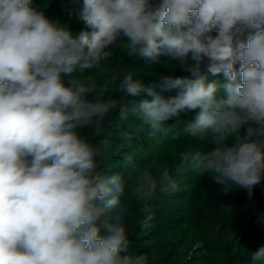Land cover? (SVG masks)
Segmentation results:
<instances>
[{
	"label": "clouds",
	"instance_id": "clouds-1",
	"mask_svg": "<svg viewBox=\"0 0 264 264\" xmlns=\"http://www.w3.org/2000/svg\"><path fill=\"white\" fill-rule=\"evenodd\" d=\"M75 15L85 27L73 34L32 0H0V264H148L123 223L131 200L176 191L185 170L250 195L264 179V0H83ZM120 35L128 56H169L193 79L161 76L163 89L182 87L165 98L125 73L120 95H108L109 83L83 74L109 60ZM141 92L153 99L124 104ZM194 109L183 132L211 147L127 181L102 172V147L77 131L100 133L118 110L155 132ZM124 164L137 168L131 157ZM250 254L264 262V247Z\"/></svg>",
	"mask_w": 264,
	"mask_h": 264
},
{
	"label": "trees",
	"instance_id": "trees-1",
	"mask_svg": "<svg viewBox=\"0 0 264 264\" xmlns=\"http://www.w3.org/2000/svg\"><path fill=\"white\" fill-rule=\"evenodd\" d=\"M160 0H153L158 4ZM77 7L81 6L83 0H75ZM59 19L72 29V33L76 34L84 30L79 24L77 18L73 15L60 13L57 15ZM136 66L135 70L130 72L135 79H139L145 88H152L154 92L164 96L172 97L173 93H179L181 88L165 90L161 87V76L179 77L182 79H193L192 74L185 68H176L173 59L166 55H161L158 60H153L143 56H128ZM112 57L107 61H102L99 68L87 70L83 75H90L94 71L100 70L112 63ZM238 68L239 65L237 64ZM79 75V74H77ZM222 74L213 76L208 74V82L215 80L223 81ZM97 86L105 82L109 83L108 95L114 98L120 94L116 92L117 82L110 78H99L95 81ZM219 96H224L221 90ZM87 98L95 101L99 97L95 93H89ZM105 96L103 99H106ZM153 99L147 92H141L138 96L123 97L124 104L131 102H139L141 100ZM198 114L200 109L192 110ZM196 117V116H195ZM195 117H189L188 122H193ZM177 120V119H176ZM175 118L164 122L161 128L173 129L176 127ZM175 124V127H171ZM247 125L241 129L242 135L246 134ZM160 128V130H161ZM82 138L90 143L98 144L103 149V158L101 160L100 169L105 173L117 172L124 176L125 180L130 175H135L136 171L147 169V165L152 161L149 154L155 143L160 140L159 130H153L143 125L139 118L129 115L127 121L119 119V111L113 112L109 117L105 118V123L100 133H96L94 129H78ZM205 151L210 145L203 140ZM131 157L136 169L129 168L124 161ZM233 187L218 184L211 174L198 176L197 184L194 190L186 191L178 184L176 191H160L154 195L150 201H146L145 210L154 214V219L149 221L155 222L160 214L169 208H176L177 215L163 219L152 228L143 230L141 222L136 221L132 215V208L129 202V211L124 217V225L131 230V236L137 240L140 253L147 254L149 261L157 259L165 264H179L178 248H184L191 245V241L199 238L203 241L201 252L205 253L195 258L187 260L185 264H216L218 257L225 255L214 253L208 245L207 241L210 236V220L215 218L227 235L231 256L248 260L250 263H258L251 259V252H255L260 246L259 239L253 235V227L255 225L256 216L247 211L243 212L234 204L221 205L219 196L226 192H232ZM245 205V204H243ZM246 206V205H245ZM137 226L136 229L134 227ZM230 260V256L226 255ZM224 259V258H223ZM233 263V262H230Z\"/></svg>",
	"mask_w": 264,
	"mask_h": 264
},
{
	"label": "rangeland",
	"instance_id": "rangeland-1",
	"mask_svg": "<svg viewBox=\"0 0 264 264\" xmlns=\"http://www.w3.org/2000/svg\"><path fill=\"white\" fill-rule=\"evenodd\" d=\"M32 3L34 7H37L39 10L44 11L47 18L59 24H64L57 16L60 13L70 14L77 18V16L75 15V9L77 8V5L74 0H32ZM77 20L81 27L84 29L85 26L83 22L78 18ZM69 30L72 32V29L70 27ZM210 34L215 36L216 32L213 31ZM246 36L247 33L245 35V38ZM126 42L127 38L123 35H120L117 38L115 45L112 46L113 48L111 49V57L113 59L112 63L109 66H105L100 70L91 73L89 76H91L92 80L96 81L97 79L102 77L110 78L115 80L118 85L119 80L125 73H130L135 70L136 66L133 64L130 58H128L126 47L122 45ZM173 63L176 68L186 69V67L181 65V62L179 60L173 59ZM188 63L191 64L192 61L189 60ZM83 76L88 77V75ZM177 94L173 93L172 95L175 96ZM196 115V112L192 110H185L181 112L178 117H175V120L177 119V125L175 128H161V130H159L160 140L155 143L153 149L151 150V152H149L152 157V161L147 165V169H150L153 174H157L165 167H167L169 170L174 171L178 165L180 158L186 152L195 150L205 151L203 140L192 138L183 132V129L189 123V117L193 119ZM173 137H175V139H173ZM198 176L199 173L191 170H185L180 175L178 184H181L184 190L192 191L197 184ZM158 192L160 191L158 190L157 193ZM219 200L221 201L222 206L225 204H234L240 210V212H243L246 209L256 216V221L252 232L253 235H255L260 241L258 246L264 247V179H262L261 182L253 188L251 195L249 194V191L247 189L233 187L232 192L221 194L219 196ZM130 204L132 208V215L136 218V221L142 223L144 217L150 213L145 210L146 202H138L133 199L130 201ZM243 204H245L246 206ZM177 213L178 211L176 210V208H169L164 213L160 214L155 222H151V224H149L147 228H143V230H148L163 219L177 215ZM150 214L152 216L151 220H153L154 214ZM209 223L211 226L207 245L211 250H213L214 253L218 254V252H221L220 254L225 255L224 257H221L219 255L218 257L220 258V260H217L216 264H252L248 262V260L231 256L228 238L222 230L220 223L215 218H212ZM136 228L137 226L134 227V229ZM126 230L128 233L130 249L136 253H140L137 240H134V238H132L131 236V230L128 228H126ZM202 245L203 241L199 238H195L191 241V245H189L188 247L178 248L180 259L179 264H185L187 260L205 253V249L199 252V250H201L202 248ZM226 255H228V257L230 256V260L226 258ZM148 264L165 263L155 259L151 262H148ZM257 264H264V262L258 261Z\"/></svg>",
	"mask_w": 264,
	"mask_h": 264
}]
</instances>
